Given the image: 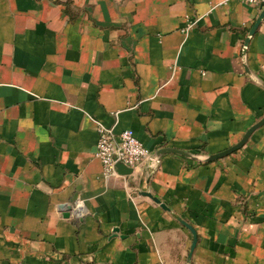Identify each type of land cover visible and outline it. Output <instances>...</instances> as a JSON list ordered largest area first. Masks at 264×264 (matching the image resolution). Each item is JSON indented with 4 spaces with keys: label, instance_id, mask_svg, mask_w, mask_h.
Here are the masks:
<instances>
[{
    "label": "crops",
    "instance_id": "crops-1",
    "mask_svg": "<svg viewBox=\"0 0 264 264\" xmlns=\"http://www.w3.org/2000/svg\"><path fill=\"white\" fill-rule=\"evenodd\" d=\"M260 12L0 0V264H264V122L206 160L264 118ZM98 125L159 163L105 177Z\"/></svg>",
    "mask_w": 264,
    "mask_h": 264
},
{
    "label": "built area",
    "instance_id": "built-area-1",
    "mask_svg": "<svg viewBox=\"0 0 264 264\" xmlns=\"http://www.w3.org/2000/svg\"><path fill=\"white\" fill-rule=\"evenodd\" d=\"M250 6L257 7L264 11V0H243ZM243 50L246 46L243 45ZM98 137L94 156L99 159L102 165V173L105 177L118 174L116 164L121 163L127 168H135L140 163L147 161L150 169L159 163V159L152 158V153L136 138L129 128L121 130L115 134L112 129L98 125ZM76 214H81V203L76 204Z\"/></svg>",
    "mask_w": 264,
    "mask_h": 264
},
{
    "label": "water",
    "instance_id": "water-1",
    "mask_svg": "<svg viewBox=\"0 0 264 264\" xmlns=\"http://www.w3.org/2000/svg\"><path fill=\"white\" fill-rule=\"evenodd\" d=\"M263 18H264V11H261L260 14H259V16H258V18L256 19V21H255L252 29L250 30V33H248L247 38H249V36H250L253 28H255L258 25V23L261 21V19H263ZM244 45L246 46V43ZM244 55H245V50H243V52H242V57H244ZM263 122H264V118L260 122L256 123L252 127H250L246 131V133L244 134V136L242 137V139L236 145H233L232 147H230L227 150L222 151L220 153H216V154L210 155V156H208L206 158V160L215 159L217 157L226 155V154L230 153L231 151L237 149L238 147H240L245 142V140L247 139V137L249 136V134L251 133V131H253L255 128H257L258 126H260ZM161 150H165L166 152H170V151L171 152H178V153L183 154V155L186 154L183 151H176L174 149H161ZM165 151H162V152H165ZM152 158L159 159L160 158L159 153L158 152L157 153L156 152L152 153ZM116 170H117V172L119 174H128V173H131V171H132L131 168H127V167H125L121 163H117L116 164ZM145 194L147 196H150L155 202H159L158 199L152 197L149 193H145ZM63 208H65V210L67 211V212L64 213V216H67L69 214L68 212H69V209L71 208V205H63ZM181 222L185 226H187V228L190 230V232L192 234V243H191L190 250H189V253H188V256H187V263H189L190 262V257H191V254H192V250H193L194 245H195V242H196V233H195L194 229L190 225H188L187 223H184L183 221H181Z\"/></svg>",
    "mask_w": 264,
    "mask_h": 264
}]
</instances>
